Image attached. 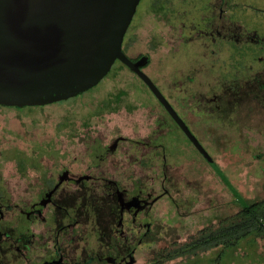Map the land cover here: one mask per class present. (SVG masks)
<instances>
[{
	"label": "rangeland",
	"instance_id": "obj_1",
	"mask_svg": "<svg viewBox=\"0 0 264 264\" xmlns=\"http://www.w3.org/2000/svg\"><path fill=\"white\" fill-rule=\"evenodd\" d=\"M166 1L141 0L125 36V52L132 59L149 57L147 72L164 95L182 86L183 79L176 77L184 74L196 76L193 88L205 85L199 90L203 96L206 89L212 95L225 87L237 93L221 102L226 112H236L237 131L228 128L201 135L244 198L263 199L264 0H168L162 12L158 7ZM227 35L237 40L231 49L224 46H231L222 38ZM206 45L217 56H210L216 57V65L205 60L209 73L203 76L202 59L209 56L203 53ZM114 67L81 97L22 111L0 108V201L14 207L28 205L38 196L42 174L62 166L71 167L74 174L84 173L95 155L112 156L107 147L119 136L126 140L119 144L113 166L117 175L131 172L134 165H126L123 150L137 147V140L159 139L165 145L167 166L172 168L167 185L171 179L174 188L172 198L157 202L156 243L137 255V263L145 264L159 250L186 243L240 207L222 180L174 130L141 80L127 67L118 63ZM117 93L124 95L116 103ZM189 111L191 117V107ZM197 118L192 120L196 123ZM145 173L141 169L143 178ZM157 190L162 193L160 183ZM219 252L215 249L168 264H264V239L250 237L216 261Z\"/></svg>",
	"mask_w": 264,
	"mask_h": 264
},
{
	"label": "flooded vegetation",
	"instance_id": "obj_2",
	"mask_svg": "<svg viewBox=\"0 0 264 264\" xmlns=\"http://www.w3.org/2000/svg\"><path fill=\"white\" fill-rule=\"evenodd\" d=\"M212 36L209 34L207 37L212 40ZM222 38L231 44H223L229 49L234 44L232 41H237L231 35ZM148 64L142 68L147 75ZM203 66L205 70H200V75L204 76L209 71L205 62ZM184 75L176 77L183 79L181 89L172 97L164 96L207 150L201 133L222 132L228 128L237 131L236 112H226L221 104L227 96H236L237 93L232 94L225 87L224 92L212 95L206 89L203 96L199 90L205 85L193 88L191 85L197 81L196 76ZM137 78L144 84L148 94L160 104L174 130L206 162L147 84L140 77ZM255 79H258L257 76ZM118 95L124 94H116V103L122 98H117ZM195 116L198 117L196 123L192 120ZM125 140L122 136L115 138L107 147L108 152L113 153L112 156L95 155L84 173L74 174L71 167L62 166L59 171L42 174L38 196L28 205L14 207L13 204L7 205L0 201V264H138V252L146 247L152 248L156 243V205L164 197L172 198L174 182L170 179L171 185H167L172 168L167 166L165 145L153 137L146 141L137 140V147L123 150L122 156L128 162L126 165H134V168L131 172L117 175L113 166L114 155L119 144ZM131 151L133 154L130 156ZM141 169L146 170L144 178ZM159 183L162 193L157 190ZM172 201H176L174 197ZM174 246L159 250L145 264H168L174 261L165 260L163 252Z\"/></svg>",
	"mask_w": 264,
	"mask_h": 264
},
{
	"label": "water",
	"instance_id": "obj_3",
	"mask_svg": "<svg viewBox=\"0 0 264 264\" xmlns=\"http://www.w3.org/2000/svg\"><path fill=\"white\" fill-rule=\"evenodd\" d=\"M141 0H0V105L40 107L96 87L116 61L150 88L244 208L250 206L123 43Z\"/></svg>",
	"mask_w": 264,
	"mask_h": 264
},
{
	"label": "trees",
	"instance_id": "obj_4",
	"mask_svg": "<svg viewBox=\"0 0 264 264\" xmlns=\"http://www.w3.org/2000/svg\"><path fill=\"white\" fill-rule=\"evenodd\" d=\"M168 3L169 2L167 0L166 3H163L158 8L159 9L161 8L162 12H165V10L167 9ZM182 18H184V17H182ZM203 49H204L203 53L206 55V53L208 52L207 55H209V56H207L206 58L204 56L202 60L205 62V60H207L209 58V60H207V61H212L211 65L215 64L213 62H216V57H210V56H217V53L210 52L208 47L203 48ZM123 51L125 52L124 45H123ZM140 59H142V58L140 57V58H136V59H132V60L133 61H139ZM117 63L122 65L123 67H127L125 64H123L119 60L116 61L115 65H117ZM148 63H150L149 57H148ZM114 66H113L111 71H113V69L115 68ZM148 66H149V64H148ZM108 75L106 77H108ZM148 75L151 76L150 73H148ZM152 79H153V77H152ZM94 88L90 89L87 92L92 91ZM180 89H181V87H179L175 91L172 90L168 95L174 96L178 92V90H180ZM84 94L85 93L80 94L79 97L83 96ZM121 96H119V98ZM69 100H71V99H69ZM62 102H64V101H62ZM40 107H43V106H40ZM0 108H6V106L0 105ZM8 108H13L17 111H19V110L22 111L25 109V108H17V107H8ZM27 108H31V107H27ZM192 108L193 107H191V109ZM207 150H208V148H207ZM234 198H235L236 205L240 207V210L237 213H235L233 215H229L225 218H222L219 221V223L216 225H210V226L205 227L204 229L200 230L196 235L191 236L186 243H184L182 245H175L173 248L166 249L165 251L163 250V252L165 253V256H164L165 260H175V259L181 258V257L197 256V255H199V253H202V252L207 253V252H210L212 250L219 249L220 252H219L217 259H216V261H219L227 253V251H232L234 248L238 247L242 241H244L250 237H253L255 239L256 238L264 239V198L260 199V200H255V201H249V200L244 198L247 201V203L249 204L250 210H247L246 208H244L235 196H234ZM158 258H160V255L158 256Z\"/></svg>",
	"mask_w": 264,
	"mask_h": 264
}]
</instances>
